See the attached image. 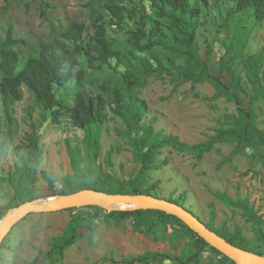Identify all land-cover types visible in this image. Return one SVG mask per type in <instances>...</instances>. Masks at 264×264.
Instances as JSON below:
<instances>
[{
  "label": "trees",
  "instance_id": "trees-1",
  "mask_svg": "<svg viewBox=\"0 0 264 264\" xmlns=\"http://www.w3.org/2000/svg\"><path fill=\"white\" fill-rule=\"evenodd\" d=\"M28 0L27 9L30 2ZM41 2V15L49 20L46 0ZM91 23L72 20L59 34L36 44L29 55L21 54L14 45L25 43L15 38L13 25H9L6 39L1 41L0 61V157L12 151L20 159V166L11 178L15 180V193L6 206L0 204V220L10 208L40 197L33 190L41 160V127L51 121L61 124L64 117L82 131V146L67 139V151L74 172L63 177V185L50 195H65L82 189H95L107 193H144L155 195L160 181L150 182L151 172L160 167L157 157L165 147L188 152L198 160L210 152L218 142H235L237 149L251 143L264 145V128L259 125L255 109L264 102V45L262 51L250 54L245 49L249 33L246 20L252 25L264 23V0H216L222 28L228 25L229 40L223 45L224 55L220 73H212L207 56L197 49V29L201 23L204 5L209 0H99ZM54 30V25L52 26ZM226 67L222 68V66ZM122 68V70H120ZM169 77L181 82L202 83L208 78L217 87L212 98H234L237 112L227 114L228 126L217 129L215 135L197 143L182 141L178 135L158 130L154 123L144 121L147 101L137 89L149 76ZM25 89L30 94L25 115L18 117V103L24 99ZM243 96H245L243 98ZM38 111L39 119L34 120ZM119 120L116 133L127 140L132 149L134 170L129 177H119L105 170L103 162L113 164L111 148L101 158L102 137L106 123ZM22 123L29 126L23 139L15 142ZM215 195L227 204L241 208L243 215L257 225L255 236L243 233L241 226L233 230L227 226L208 227L236 246L264 255V219L248 198H233L224 192ZM159 197V196H157ZM161 197V196H160ZM186 207L187 195L163 197ZM84 208L71 215L63 233L53 237L48 251H40L29 264H53L64 259L65 252L84 235L93 243L101 222L110 224L130 220L132 228L145 234L158 236L171 228L170 236L185 239L182 257L167 254L181 264H199L203 252L212 250L220 255V264H237L209 244L177 216L166 211L149 208L107 211L98 204L69 208ZM215 213H212V219ZM27 216L21 221L25 220ZM201 219V218H200ZM20 221V222H21ZM19 222V223H20ZM9 231L0 244V259ZM160 253L147 251L129 255L127 264H150Z\"/></svg>",
  "mask_w": 264,
  "mask_h": 264
},
{
  "label": "rangeland",
  "instance_id": "rangeland-1",
  "mask_svg": "<svg viewBox=\"0 0 264 264\" xmlns=\"http://www.w3.org/2000/svg\"><path fill=\"white\" fill-rule=\"evenodd\" d=\"M27 1L0 0V61L1 41L6 39L9 25L14 27L15 38L25 41L14 45V48L21 54L29 55L36 44L59 34L72 20L91 23L101 5L99 0H46L51 5L47 9L49 20H46L41 15V2H30L27 9ZM200 5L203 12L197 29V49L200 56H207L211 72L220 73V65L224 63L223 43L229 40L227 35L230 27L224 25L219 29L217 26L223 19L216 0H209L207 6L204 3ZM246 24L249 40L245 50L250 54L258 53L264 45V23L254 26L251 20H246ZM224 67L226 65L222 66ZM136 92L148 104L144 121L152 122L163 133L178 135L182 141L188 143L209 139L216 134L219 127L228 126L227 114L237 112L234 98L224 95L212 98L217 93V87L210 78L202 83H193L152 75ZM30 99V94L25 89L24 99L18 103L17 112L21 119ZM255 109L259 116V125L264 128V102H258ZM33 119H39L38 111L34 112ZM120 126L119 120L110 119L106 123L101 158H104L106 151L113 148V164L109 166L103 162V167L119 177L127 178L134 170L135 163L127 140L116 133ZM28 130V124L22 123L15 142L23 139ZM40 132L41 160L33 190L42 197L34 200L36 203L49 198L52 201L58 197L49 195L62 187L65 175L74 172L66 140L70 139L73 144L82 146L83 135L68 117H64L61 124L45 122ZM157 161L167 162L151 172L150 182L160 181L155 189L156 196L178 197L185 191L186 206L204 222L213 220V226L220 227L225 224L231 230L235 226H241L244 235L250 238L255 236L257 225L243 215L241 208L227 204L215 192H224L233 198H248L264 219L263 144L251 143L237 149L235 142H218L200 160L188 152H179L168 146L157 157ZM20 164L19 157L12 151L0 157V204L3 206L9 203L15 193V180L11 175L18 170ZM106 210L111 211L108 208ZM79 211L86 214L84 208L29 214L10 230L7 241L9 248L3 250L4 259H0V264H29L40 251L51 248L53 237L61 235L71 215ZM212 213H215L213 219ZM171 232L169 227L154 236L133 230L130 220H113L110 224L101 222L94 234L93 243L84 235L66 250L61 262L53 264H127L122 261L124 258L147 251L160 253L150 264H181L166 256L169 254L186 259L182 255L186 250L185 239L174 238L170 236ZM219 258L220 255L209 250L201 254L199 264H220Z\"/></svg>",
  "mask_w": 264,
  "mask_h": 264
},
{
  "label": "water",
  "instance_id": "water-1",
  "mask_svg": "<svg viewBox=\"0 0 264 264\" xmlns=\"http://www.w3.org/2000/svg\"><path fill=\"white\" fill-rule=\"evenodd\" d=\"M56 199L40 203L24 202L8 211L15 209L0 225V244L6 234L22 219L31 213L53 212L88 204H98L100 200L132 204L135 208L158 209L171 213L180 218L191 229L197 232L209 244L223 254L232 258L237 264H264V255L244 250L228 241L225 237L211 229L206 223L189 211L186 207L166 198L144 193H107L95 189H82L74 193L56 195Z\"/></svg>",
  "mask_w": 264,
  "mask_h": 264
},
{
  "label": "bare ground",
  "instance_id": "bare-ground-1",
  "mask_svg": "<svg viewBox=\"0 0 264 264\" xmlns=\"http://www.w3.org/2000/svg\"><path fill=\"white\" fill-rule=\"evenodd\" d=\"M53 196H55V195H53ZM53 196H51V197H53ZM48 200L51 201L50 198ZM99 204L101 206L105 207V208L110 209V210H128V209H135V207H136V206H134L132 204L130 205V204H127V203L114 202V201H105V200H100ZM14 212H15V209H12V210L8 211L6 213V215L4 216V219H6L10 215H12V213H14Z\"/></svg>",
  "mask_w": 264,
  "mask_h": 264
}]
</instances>
